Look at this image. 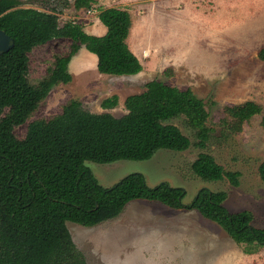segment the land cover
Segmentation results:
<instances>
[{"label":"trees","instance_id":"trees-1","mask_svg":"<svg viewBox=\"0 0 264 264\" xmlns=\"http://www.w3.org/2000/svg\"><path fill=\"white\" fill-rule=\"evenodd\" d=\"M94 1L74 0V7L91 9ZM22 3L0 0V28L14 40L12 48L0 53V264H87L66 221L91 226L117 216L132 199L195 208L218 223L246 252L264 247V226L251 223L250 210L230 212L223 204V190L202 187L189 204H183L181 186L167 182L149 186L141 172H130L106 187L85 163L143 160L160 148L187 149L190 138L169 122L180 115L193 130L196 144L206 146L211 131L209 111L189 87L151 79L144 90L125 97L127 111L118 116L87 110L80 100L70 99L59 113L28 122L23 136L15 134L14 128L29 118L55 83L71 79L68 63L82 45L97 56L101 73L135 74L142 69L126 41L132 25L127 9L99 7L98 17L107 29L95 35L76 20L59 25L53 8L42 10ZM53 38L69 39L68 49L54 56L43 77L31 82L28 54ZM257 54L264 59V46ZM117 102L118 95L112 94L102 99L101 106L111 108ZM261 109L254 100L225 105L220 122L235 132ZM191 168L204 179L239 182V171L224 169L206 151L197 154ZM258 174L264 181V159Z\"/></svg>","mask_w":264,"mask_h":264},{"label":"rangeland","instance_id":"rangeland-1","mask_svg":"<svg viewBox=\"0 0 264 264\" xmlns=\"http://www.w3.org/2000/svg\"><path fill=\"white\" fill-rule=\"evenodd\" d=\"M24 1L23 6L53 8L59 25L76 20L83 27L91 25L97 7L125 8L131 15V37L140 36L149 55L136 74L101 73L90 58L92 52L82 45L68 63L71 79L51 87L29 118L14 128L18 137L24 135L28 122L59 113L70 99L80 100L87 110L118 116L127 111L125 97L144 90L151 79L189 87L209 111L206 146L196 144L193 130L180 115L169 122L190 138L187 149L160 148L148 159L86 160V165L106 187L130 172H141L149 186L160 182L181 186L183 204H189L202 187L223 190V204L230 212L250 210L251 223L264 226V181L258 174L264 159V59L257 54L264 46V0H95L91 12L76 9L74 0ZM69 42L53 38L35 46L28 54L29 80L43 77L54 56L67 51ZM112 94L118 95L117 105L103 108L102 99ZM245 100L259 103L261 112L244 121L240 130H226L220 122L224 106ZM200 151L212 154L224 169L239 171L238 184L228 178L208 180L196 175L191 163ZM200 217L211 225L200 226ZM66 225L87 264H224V250L232 258L226 257V263L264 264V247L246 252L195 208H173L156 200L132 199L117 216L91 226L73 221ZM191 226L200 230L201 241L189 234ZM208 230L216 231L211 247L205 238ZM214 257L216 263H212Z\"/></svg>","mask_w":264,"mask_h":264},{"label":"crops","instance_id":"crops-1","mask_svg":"<svg viewBox=\"0 0 264 264\" xmlns=\"http://www.w3.org/2000/svg\"><path fill=\"white\" fill-rule=\"evenodd\" d=\"M93 6V5H92ZM97 11L96 13L94 14V17H93V22L91 23V25H86L84 28V30L90 34H95V35H101V34H104L106 32V26L100 21L99 17H98V7L96 8ZM131 30V28H130ZM130 49L135 53V55L138 57V59L140 60L141 64H142V67H143V63H144V58L147 57V55H149V52L146 50V49H143L144 48V45H146V43L142 42L140 40V36L138 38H132L131 37V31H129V34H128V37L126 39ZM81 48V47H80ZM79 48V50H80ZM78 50V51H79ZM77 51V53H78ZM147 51V52H146ZM76 53V54H77ZM89 53V52H88ZM90 54V58L92 59L93 63L96 64L97 62V56L95 54H92V53H89ZM146 54V55H145ZM141 71V70H140ZM139 71V72H140ZM136 74V73H135ZM132 75V74H131ZM157 201V200H156ZM160 202V201H159ZM199 216V215H198ZM204 217V216H203ZM201 218V217H200ZM206 218V217H205ZM202 219V218H201ZM208 219V218H207ZM210 220V219H209ZM212 221V220H210ZM200 222H202V225L200 223V226H210V222L202 219L200 220ZM214 222V221H213ZM192 225V224H191ZM215 225V224H214ZM201 228V227H200ZM199 229V228H198ZM206 235H205V238L207 239L208 241V245L209 247H211V240L215 241L216 242V231L214 230V232L208 230L207 232H205ZM189 234H192L194 236V238H196L197 240H200L201 241V237L200 236V230H196L195 227L191 226L190 228V233ZM231 238V237H230ZM232 239V238H231ZM202 242L203 241V238H202ZM205 245V244H204ZM228 252L226 250L222 251V258H223V262L222 263H226V257H228ZM215 254V253H214ZM230 260H232V258H229ZM212 263H216V257H214V259H212ZM226 264H229V263H226Z\"/></svg>","mask_w":264,"mask_h":264},{"label":"water","instance_id":"water-1","mask_svg":"<svg viewBox=\"0 0 264 264\" xmlns=\"http://www.w3.org/2000/svg\"><path fill=\"white\" fill-rule=\"evenodd\" d=\"M14 45L12 36L0 28V53L8 51Z\"/></svg>","mask_w":264,"mask_h":264},{"label":"built area","instance_id":"built-area-1","mask_svg":"<svg viewBox=\"0 0 264 264\" xmlns=\"http://www.w3.org/2000/svg\"><path fill=\"white\" fill-rule=\"evenodd\" d=\"M87 11H88V12H91V9H88Z\"/></svg>","mask_w":264,"mask_h":264}]
</instances>
